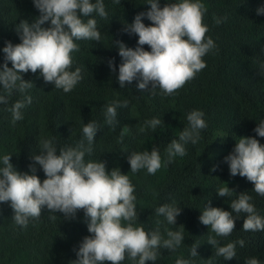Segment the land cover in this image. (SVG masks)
<instances>
[{"label": "trees", "instance_id": "1", "mask_svg": "<svg viewBox=\"0 0 264 264\" xmlns=\"http://www.w3.org/2000/svg\"><path fill=\"white\" fill-rule=\"evenodd\" d=\"M147 2L104 0L105 18L95 13L83 18L85 22L89 18L97 20L101 40L74 41L79 51L72 53L70 70L80 68L82 79L72 91L66 93L46 83L39 70L22 73L33 86L24 94L15 92L7 105H0V158L12 155L16 170L31 174L30 165L35 163L33 156L39 154L40 140L54 138L59 155L61 148L76 147L84 139L85 124L95 121L99 129L85 162L102 161L109 172L119 168L128 175L135 189L138 213L134 226H142L149 233L158 229L164 239L167 231L183 232L179 247L174 251L160 248L157 260L147 264H176L178 258L191 264H245L253 257L264 264V231H244L247 214L237 216L230 206L239 194L246 192L252 197L250 202L256 213L264 218V196L253 190L254 184L246 177L232 176L225 161L240 137H255L264 146V137L254 131L264 120V14L257 13L264 7V0H200L207 9L203 17L209 29L206 37L213 39L215 47L202 58L206 67L171 95L159 88L151 93V84L140 90L139 76L124 88L118 82L123 58L115 42L122 41L132 49L139 46L138 35L123 29L139 13L150 10ZM177 2L159 0L161 8ZM39 15L33 0H0V66L4 63L2 50L6 43H21L17 25L24 20L33 23ZM217 19L222 23L217 24ZM143 22L151 24L146 17ZM49 26L50 22L44 25ZM143 47L151 51L150 46ZM113 58L115 73L108 64ZM8 64L12 67L11 62ZM25 95L32 97V103L22 109L23 120L13 124L8 109ZM115 101H127L128 106L118 107L116 122L108 125L106 106ZM193 110L204 113L207 127L201 130L197 143L185 145L186 155L167 163L168 144L178 140L181 131L189 126L187 115ZM153 118H159L161 125L141 132L145 122ZM154 147L159 149L162 167L155 174L147 169L131 172L128 157L132 152H150ZM35 167L43 182L47 178L44 171L38 164ZM214 167L216 170L212 171ZM226 183L235 192L221 197L217 190ZM165 204L182 209L176 224H169L164 216L156 214L155 210ZM209 204L232 213L235 228L229 236H216L210 226L201 223L199 218ZM13 215L10 202L0 203V264H71L78 259L80 243L92 235L84 210L68 220L63 213L45 208L39 219H30L26 228L16 225ZM209 237H215L220 246L235 243L236 256L226 260L216 255V247L208 243ZM241 239L245 241L243 247L238 243ZM193 244L198 245L195 257L190 254ZM121 264L137 262L126 255Z\"/></svg>", "mask_w": 264, "mask_h": 264}, {"label": "clouds", "instance_id": "2", "mask_svg": "<svg viewBox=\"0 0 264 264\" xmlns=\"http://www.w3.org/2000/svg\"><path fill=\"white\" fill-rule=\"evenodd\" d=\"M40 15L33 23L20 22L16 31L21 43L13 45L11 41L3 48L4 63L0 66V105H7L15 92L26 93L32 86L31 81L23 78L22 73H36L38 70L46 83H52L57 89L70 92L82 79L81 69L72 68V53L79 51L77 40L100 41L101 32L97 29V20L89 18L93 14L101 18L107 16L104 0H33ZM151 8L146 13H139L134 22L126 24L123 31L138 35V47L129 48L122 41L115 42L123 63L119 66L118 82L121 88L131 84L139 76L138 88L145 90L151 84V93L159 88L164 94L171 95L193 79L206 67L202 59L215 47L213 39L206 33L208 27L203 23L207 11L200 0H179L168 3L163 8L159 0H148ZM264 14V7L257 9ZM151 21L145 25L143 18ZM50 22L49 27H44ZM217 24L222 23L216 20ZM144 45L150 46L146 51ZM11 62L12 67H9ZM112 72H116L114 58L108 61ZM32 103V97L25 95L8 109L12 114V123L23 120L22 109ZM127 101L121 104L115 101L106 106V123L116 122L117 108L127 107ZM204 113L193 110L187 115L188 127L168 144L167 163L176 156L186 155L185 145L197 143L201 130L207 127ZM162 121L153 118L145 122L140 129L143 132L151 127L155 130ZM98 124L95 121L83 127L84 139L76 147L58 149L54 138L39 142V154L33 156L34 164L30 172L16 170L11 163L12 155L0 158V203L10 202L14 211L12 219L16 225L27 227L30 219H39L42 211L63 213L68 220L75 219L79 210H84L88 231L79 245L78 259L71 264H121L126 255L137 264L155 262L160 248L174 251L184 240L182 231H167L164 239L155 230L146 232L140 226H134L138 217L134 203V187L128 175L119 168L110 172L106 163L85 162L86 153L91 154ZM259 137H264V120L254 129ZM85 140L87 144H85ZM131 172L147 169L155 174L162 167L159 149L150 152H132L128 157ZM232 176L246 177L254 184V191L264 196V146L255 137H240L233 152L225 157ZM38 164L46 175L41 182L35 165ZM215 167L212 171H215ZM221 197H229L235 192L228 184L217 190ZM252 197L246 192L238 195L231 202V209L239 216L247 214L243 223L244 231H264V218L256 213L250 202ZM156 214L164 216L169 224H176L182 209L165 204L158 207ZM55 216L51 219L55 220ZM204 225L210 226L219 237L229 236L235 228L232 213L221 208H205L200 216ZM208 243L216 247V255L231 260L236 256V244L220 246L215 237H209ZM243 247L245 241H238ZM198 245L193 244L190 254L198 255ZM138 258V260H137ZM176 264H191L189 260L178 258ZM245 264H260L253 257Z\"/></svg>", "mask_w": 264, "mask_h": 264}, {"label": "rangeland", "instance_id": "3", "mask_svg": "<svg viewBox=\"0 0 264 264\" xmlns=\"http://www.w3.org/2000/svg\"><path fill=\"white\" fill-rule=\"evenodd\" d=\"M220 153L222 152V151H219Z\"/></svg>", "mask_w": 264, "mask_h": 264}]
</instances>
